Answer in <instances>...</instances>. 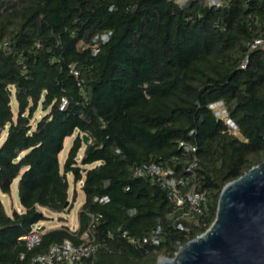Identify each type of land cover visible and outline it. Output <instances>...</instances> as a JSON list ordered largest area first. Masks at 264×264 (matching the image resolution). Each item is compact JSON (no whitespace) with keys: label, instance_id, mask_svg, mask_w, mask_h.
Returning <instances> with one entry per match:
<instances>
[{"label":"trees","instance_id":"1","mask_svg":"<svg viewBox=\"0 0 264 264\" xmlns=\"http://www.w3.org/2000/svg\"><path fill=\"white\" fill-rule=\"evenodd\" d=\"M180 1L0 0V193L19 179L23 208L9 215L0 198V264L86 234L98 250L73 264L173 258L214 223L223 188L264 162V45L252 48L264 40V0ZM146 164L183 179L181 194L205 193L204 214L184 217L162 180L136 177ZM70 175L84 193L79 228L46 230L29 248L44 209L73 207ZM153 231L159 245L124 237Z\"/></svg>","mask_w":264,"mask_h":264},{"label":"water","instance_id":"2","mask_svg":"<svg viewBox=\"0 0 264 264\" xmlns=\"http://www.w3.org/2000/svg\"><path fill=\"white\" fill-rule=\"evenodd\" d=\"M157 264H264V162L223 188L216 219L204 234Z\"/></svg>","mask_w":264,"mask_h":264},{"label":"built area","instance_id":"3","mask_svg":"<svg viewBox=\"0 0 264 264\" xmlns=\"http://www.w3.org/2000/svg\"><path fill=\"white\" fill-rule=\"evenodd\" d=\"M210 4L221 6L222 0H209ZM182 3V0L180 1ZM264 40L257 39L253 44L252 48L258 46H263ZM249 63V58L246 57L241 68L245 69ZM72 73L76 76L79 72L72 67ZM68 106V100L66 98L62 99L61 110H65ZM211 108L217 113L218 116L226 120L230 128L236 130V125L234 122L228 118V114L223 107L222 103H217L211 106ZM183 145V144H182ZM196 149L193 148V152ZM191 169V168H190ZM189 169V171H190ZM171 171H166L157 164H146L138 167L134 171L136 177H156L163 181L164 185L167 186L171 191V198L175 202L177 207L183 209L184 217L190 219H196L198 216L204 214L206 209L207 197L203 192H199L196 189H190L184 194H181V186L185 185L183 179H175L171 177ZM100 202H109L108 197H103L102 199H96ZM98 220V218L92 216V223ZM40 225H35L31 232L23 237L27 241L28 247L32 248L38 244L41 240ZM87 241L82 244L76 245L72 240L67 239L60 244L53 245L50 250L42 255L36 256L29 264H73L79 262L83 259L90 258L98 250V245L94 243V239H88V234H86ZM124 237H127L132 244L144 245L152 244L159 245L160 237L159 231H153L148 236L143 238H133L128 237L127 233H124Z\"/></svg>","mask_w":264,"mask_h":264},{"label":"rangeland","instance_id":"4","mask_svg":"<svg viewBox=\"0 0 264 264\" xmlns=\"http://www.w3.org/2000/svg\"><path fill=\"white\" fill-rule=\"evenodd\" d=\"M13 105L16 108L17 103L14 102ZM38 113L40 115L41 111H39ZM72 140H73L72 137H69L65 140L64 149L61 152V154L59 155V159H60L61 163H64L66 158H67L69 149H70L71 144H72ZM70 181H71L70 204H72L73 207L69 210H66L63 213H55V212H52L48 209H44L43 212L49 218V221L40 223L39 224L40 226H45L47 229H53V228L61 227L64 223L68 224L72 228H75L78 225L79 213H80L81 207L84 203V193L81 190V183L75 185L72 182V175H70ZM18 185H19V179L15 180L13 182L12 192L10 195H3L2 193H0V198L4 204L6 212L9 215H11L14 211H18V212L23 211V208H22L21 203H20V197H19V191H18L19 186ZM74 190H77V192H78V197H77L76 201H73ZM60 218H66V221H63Z\"/></svg>","mask_w":264,"mask_h":264},{"label":"crops","instance_id":"5","mask_svg":"<svg viewBox=\"0 0 264 264\" xmlns=\"http://www.w3.org/2000/svg\"><path fill=\"white\" fill-rule=\"evenodd\" d=\"M64 224H66V223H64ZM66 225H68V224H66ZM69 226V225H68ZM72 230H77L78 228H79V222H78V225L75 227V228H72L71 226H69ZM54 229V228H53ZM46 230H50V229H47L46 228ZM85 237H86V235H85Z\"/></svg>","mask_w":264,"mask_h":264}]
</instances>
